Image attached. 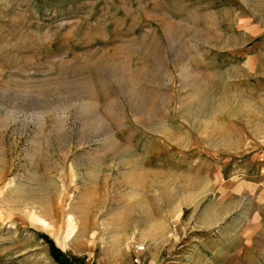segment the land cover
Instances as JSON below:
<instances>
[{
    "label": "rangeland",
    "instance_id": "rangeland-1",
    "mask_svg": "<svg viewBox=\"0 0 264 264\" xmlns=\"http://www.w3.org/2000/svg\"><path fill=\"white\" fill-rule=\"evenodd\" d=\"M219 236L264 264V0H0V264Z\"/></svg>",
    "mask_w": 264,
    "mask_h": 264
},
{
    "label": "crops",
    "instance_id": "crops-1",
    "mask_svg": "<svg viewBox=\"0 0 264 264\" xmlns=\"http://www.w3.org/2000/svg\"><path fill=\"white\" fill-rule=\"evenodd\" d=\"M224 240L225 238L221 236L214 239L201 238L199 242L195 243L196 245L190 253H187V262L189 264H228V256L232 254L227 252V243L223 242ZM240 257L242 255L235 252L233 259L237 262L241 259ZM154 261L155 264L158 263V255L154 258Z\"/></svg>",
    "mask_w": 264,
    "mask_h": 264
},
{
    "label": "trees",
    "instance_id": "trees-1",
    "mask_svg": "<svg viewBox=\"0 0 264 264\" xmlns=\"http://www.w3.org/2000/svg\"><path fill=\"white\" fill-rule=\"evenodd\" d=\"M46 241L50 245V253L53 256L54 260H56L57 263L59 264H66V260H62V254L61 252L53 245L52 241L46 237H44Z\"/></svg>",
    "mask_w": 264,
    "mask_h": 264
},
{
    "label": "built area",
    "instance_id": "built-area-1",
    "mask_svg": "<svg viewBox=\"0 0 264 264\" xmlns=\"http://www.w3.org/2000/svg\"><path fill=\"white\" fill-rule=\"evenodd\" d=\"M133 253H134L133 262L135 264H140L141 258L143 254L145 253V246L142 244L135 245L133 248Z\"/></svg>",
    "mask_w": 264,
    "mask_h": 264
}]
</instances>
